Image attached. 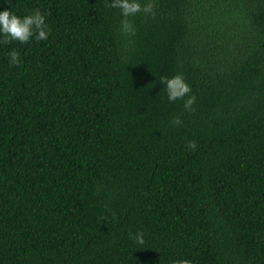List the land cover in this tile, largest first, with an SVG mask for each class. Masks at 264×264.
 <instances>
[{"label":"trees","instance_id":"1","mask_svg":"<svg viewBox=\"0 0 264 264\" xmlns=\"http://www.w3.org/2000/svg\"><path fill=\"white\" fill-rule=\"evenodd\" d=\"M0 6L51 29L0 43V264H264V0Z\"/></svg>","mask_w":264,"mask_h":264},{"label":"clouds","instance_id":"2","mask_svg":"<svg viewBox=\"0 0 264 264\" xmlns=\"http://www.w3.org/2000/svg\"><path fill=\"white\" fill-rule=\"evenodd\" d=\"M3 0H0L2 3ZM155 0H109V6L117 8L120 11V30L128 35H134L135 25L129 20L138 12L154 15ZM50 27L46 22V13L39 8L18 15L9 7L0 6V43L9 41H19L20 43L28 42L30 39L39 41L47 40L50 34ZM9 66L21 63L19 50L12 48L8 51ZM159 82L164 86L168 101L181 100L185 111H193L195 103V94L191 91V86L187 82L182 72H176L173 75H160ZM172 126L181 123L178 116H174L170 122ZM188 149H195L196 141L193 139L186 140ZM131 239L137 245L144 244V234L141 230L135 233H128ZM172 264H192L188 259H174Z\"/></svg>","mask_w":264,"mask_h":264}]
</instances>
